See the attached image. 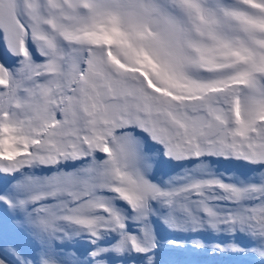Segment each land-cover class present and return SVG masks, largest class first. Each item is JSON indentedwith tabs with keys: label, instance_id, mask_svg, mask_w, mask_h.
Listing matches in <instances>:
<instances>
[{
	"label": "snow or ice",
	"instance_id": "6c2138e0",
	"mask_svg": "<svg viewBox=\"0 0 264 264\" xmlns=\"http://www.w3.org/2000/svg\"><path fill=\"white\" fill-rule=\"evenodd\" d=\"M0 264H264V0H0Z\"/></svg>",
	"mask_w": 264,
	"mask_h": 264
}]
</instances>
